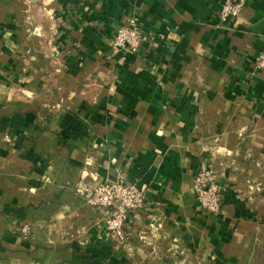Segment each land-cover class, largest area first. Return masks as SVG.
I'll use <instances>...</instances> for the list:
<instances>
[{"label": "crops", "instance_id": "0c3cea01", "mask_svg": "<svg viewBox=\"0 0 264 264\" xmlns=\"http://www.w3.org/2000/svg\"><path fill=\"white\" fill-rule=\"evenodd\" d=\"M222 1L0 0V264H264V0ZM117 179L145 191L123 243L89 200Z\"/></svg>", "mask_w": 264, "mask_h": 264}, {"label": "built area", "instance_id": "2783aa9c", "mask_svg": "<svg viewBox=\"0 0 264 264\" xmlns=\"http://www.w3.org/2000/svg\"><path fill=\"white\" fill-rule=\"evenodd\" d=\"M241 9V2L223 0L219 18L221 21H234ZM146 41L147 37L138 29L136 22L131 20L128 26L117 31L112 44L121 51L134 52ZM256 66L264 75V48L256 60ZM194 190L196 199L204 211L209 214H216L219 211L222 188L215 182L210 167L201 169L197 174ZM259 190V187L255 188L256 192ZM89 200L93 205L105 210L106 232L116 242L123 243L126 239L125 229L129 224V216L144 206L145 191L131 183L118 179L110 180L93 187Z\"/></svg>", "mask_w": 264, "mask_h": 264}, {"label": "rangeland", "instance_id": "374dc122", "mask_svg": "<svg viewBox=\"0 0 264 264\" xmlns=\"http://www.w3.org/2000/svg\"><path fill=\"white\" fill-rule=\"evenodd\" d=\"M212 173H213V170H212ZM213 178H214V173H213ZM214 180H215V178H214ZM215 182H216V180H215ZM217 183V182H216ZM218 184V183H217ZM219 185V184H218ZM220 186V185H219ZM221 187V186H220ZM222 188V187H221ZM259 192H257V193H260L261 191H262V189L260 188V186H259ZM255 191V190H254ZM256 192V191H255ZM222 193H223V188H222ZM168 250H170V248H168L167 250H166V253H167V256L169 257L170 255L172 256V257H174V255L172 254V252L174 253V251H172L171 253L168 251ZM175 254V253H174ZM176 255V254H175Z\"/></svg>", "mask_w": 264, "mask_h": 264}]
</instances>
